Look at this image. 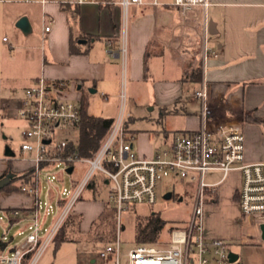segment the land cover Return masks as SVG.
I'll list each match as a JSON object with an SVG mask.
<instances>
[{
  "label": "crops",
  "instance_id": "crops-1",
  "mask_svg": "<svg viewBox=\"0 0 264 264\" xmlns=\"http://www.w3.org/2000/svg\"><path fill=\"white\" fill-rule=\"evenodd\" d=\"M208 1L207 9H183L173 0L131 5L123 32L120 0L76 6L0 0L12 32L9 49L0 48V155L9 141L4 123L13 113L18 116L25 89L44 74L48 80L69 81L68 97L91 115L115 120L124 94L126 129L144 157L170 147L175 132L200 127L203 103L194 93L205 83L214 114L243 121L245 162H264V0ZM43 14L51 21L48 32ZM23 16L30 25L26 32L12 27ZM197 66L201 81L186 80L187 71ZM18 85L24 87L22 96H16ZM142 103L153 105V112L140 111ZM19 118L23 134L26 121ZM4 153L0 177L9 166L16 175L33 167L31 160H14L9 148ZM230 175L238 187L221 185ZM227 177L206 189L210 201L204 204L203 230L206 237L241 241L253 237L243 226L238 201L241 173L236 169ZM15 194L0 192V209L33 205V196L25 203L14 201ZM231 209L225 222L210 223V215L219 218Z\"/></svg>",
  "mask_w": 264,
  "mask_h": 264
},
{
  "label": "built area",
  "instance_id": "built-area-1",
  "mask_svg": "<svg viewBox=\"0 0 264 264\" xmlns=\"http://www.w3.org/2000/svg\"><path fill=\"white\" fill-rule=\"evenodd\" d=\"M45 5L57 2L69 5L101 3L109 0H23ZM160 0H120L124 12L131 5L158 4ZM183 9L200 6L207 9L208 0H173ZM44 32L51 28V21L42 16ZM44 37V33H43ZM207 49L205 50L206 53ZM215 53L214 50L209 49ZM123 57L126 46L121 48ZM69 81L48 80L41 74L25 89L24 97L17 109L19 117L26 121L21 155L33 162V185H24L22 191L33 196L30 208L11 207L3 210L0 221L6 219L9 225L27 221L29 231L18 245L8 252L0 253V264H36L45 249L54 241L56 234L72 212L84 190L98 171L106 183H111L110 197L116 209V219L121 228L122 212L129 208L156 203L157 188L168 177L196 183V200L186 227L175 228L170 233V244H137L129 249L128 264H238L230 257L231 243L220 237H206L203 230V209L206 189L212 186L205 175L213 171L223 173L222 180L233 170L241 173L238 201L243 221L260 229L264 224V162H245V132L243 121L226 118L227 114L216 115L208 102V88L204 83L194 95L202 100V122L195 130L177 131L170 147L159 150L153 157L139 155L133 146L134 136L126 129L129 113L125 109V96L118 117L113 121L109 133L100 148L89 157L71 151L74 141L63 133L78 127L82 118V106L68 97ZM87 165L81 179L72 180V187H57L59 212L51 227L45 226L47 215L52 209L40 198L41 173L54 166L61 167L59 173L48 175V182L64 180L66 174L74 175L75 164ZM73 167L70 172L68 168ZM52 196L51 199L54 197ZM45 204V213L41 210ZM247 225V226H248ZM119 228V227H118ZM23 234V230L20 232ZM7 239L4 236L3 240ZM5 241L4 250L7 249ZM121 240L117 236L114 244H107L99 253L101 258L114 256L120 264Z\"/></svg>",
  "mask_w": 264,
  "mask_h": 264
},
{
  "label": "rangeland",
  "instance_id": "rangeland-1",
  "mask_svg": "<svg viewBox=\"0 0 264 264\" xmlns=\"http://www.w3.org/2000/svg\"><path fill=\"white\" fill-rule=\"evenodd\" d=\"M13 1L24 2L23 0ZM14 4L19 3H13V5ZM127 18L128 14L123 11V32L127 28ZM9 24L10 21H8L4 15V6L0 5V48L4 51L9 49V42L12 40V32L8 30ZM12 27H17V21L13 22ZM3 38L5 40L9 39V41H3ZM23 90L24 87L18 85V93L16 96H22L20 94H22ZM151 106L153 105H140V111L143 110L150 114L153 112V110L150 109ZM11 117V121L4 123L5 126L3 130L5 135L9 136V141H7L5 151H2L0 158H7L4 152L9 148L14 152L12 158L16 161L23 162L26 161V159L20 155L19 152V147L23 140L22 120L15 113H13ZM176 122H178V120ZM181 124L182 122L180 125ZM175 128L182 127L179 126ZM63 134L70 136L74 141L79 137L77 127H73L70 132L67 131ZM86 169L87 165L85 163L77 162L75 164L74 175L71 176L66 174L63 181L56 178L53 180V185L49 184L48 175L51 176L53 173H59L61 167L54 166L50 171H42L40 198L42 203L48 202L52 205V209L46 217V227L52 226L53 220L59 212L58 195L54 196V193H57V187L71 188L72 180L81 179ZM32 170L33 168H30L22 173V175L24 174L25 177H32L33 179ZM222 176L223 173L220 171L209 172L205 175V180L209 183H213L221 179ZM94 180L97 184L96 190L89 186L84 190L72 212H70L66 219L68 223L63 224L61 230L55 237V241L50 243L45 249L36 264H116V258L114 256L101 258L99 253L107 244H114L117 236H119L121 240L120 264H128L127 253L129 249L136 244L135 221L137 215H147L156 212L160 213L169 224L176 223L187 225L196 200V183L168 177L159 183L157 188V200L153 206L138 204L135 205L134 208H129L122 212L120 228L115 212L110 208V206H113L110 197L112 184L105 182L100 171L96 173ZM17 183H19V181H17ZM27 184L31 185L30 182ZM221 185L225 188H236L239 182L236 176L230 175ZM170 191H175V196L170 199L165 198L164 194ZM15 193L14 201L16 202L29 203L30 201L27 197L32 198L31 195L23 191ZM207 194L204 196V204L210 201V197ZM52 196L54 197L51 199ZM41 212L42 214L45 213V204H43ZM233 213L231 209L229 213L227 211H222L219 218L210 215V223L221 224L226 218L228 219L230 217L228 214L233 215ZM0 215H4L2 209H0ZM247 225V222L243 221V226L248 228L249 234L253 237L241 241L229 240L231 243V250L239 255L237 259L238 264H264V239L261 238L260 230L257 226ZM63 229L66 230L65 233L67 237L66 240L59 241L58 237L63 233ZM22 230L23 234L20 233ZM28 231L27 221H18L9 225L6 219L1 220L0 253L3 251L9 253L10 248L18 245ZM4 236H6L7 239L3 240ZM163 237L166 238L167 234H164ZM164 238H161L162 242L159 243L160 246H168L164 244L166 242ZM57 239L59 242L56 241ZM5 241L8 246L7 249L4 250Z\"/></svg>",
  "mask_w": 264,
  "mask_h": 264
},
{
  "label": "trees",
  "instance_id": "trees-1",
  "mask_svg": "<svg viewBox=\"0 0 264 264\" xmlns=\"http://www.w3.org/2000/svg\"><path fill=\"white\" fill-rule=\"evenodd\" d=\"M186 80L192 81H201L202 79V69L201 66L194 67L190 71H187L185 74ZM82 106V105H81ZM112 118H106L102 116H96L89 114L84 106H82V118L80 123L78 124L77 130L79 133V137L76 141H72L70 143V150L77 151L80 156L89 157L92 156L101 146L105 138L109 133V129L111 124L113 123ZM11 170V166H9L8 170L1 176L3 177L8 171ZM32 176L34 177V173L32 170ZM0 177V178H1ZM19 181V183H17ZM31 183L33 185L35 183L34 178L25 177L24 174L16 175V177L5 187L0 189V192H21L22 187L27 185V183ZM96 190V182L91 181L88 185ZM175 196V194H173ZM110 208L115 212L116 209L114 206H110ZM131 208H134L131 207ZM18 219H13L12 222H16ZM64 223H68V220ZM168 225V227H167ZM63 226V225H62ZM61 226V228H62ZM186 227V225L176 224V223H168V221L160 214V213H151L147 215H137L135 221V240L136 244H155L159 245L162 242L161 238H164L163 235L167 234V239L164 244H170V233L175 228ZM59 229V231L61 230ZM58 231V232H59ZM66 230L63 229V233L59 235V241L66 240ZM57 235V234H56ZM56 237V236H55ZM55 241V238H54ZM57 242L58 239L56 240Z\"/></svg>",
  "mask_w": 264,
  "mask_h": 264
},
{
  "label": "water",
  "instance_id": "water-1",
  "mask_svg": "<svg viewBox=\"0 0 264 264\" xmlns=\"http://www.w3.org/2000/svg\"><path fill=\"white\" fill-rule=\"evenodd\" d=\"M17 27H19L21 30H23L25 32L29 30L30 25H29V21H28L26 16L21 17L17 21ZM72 170H73V167L68 168V171L71 172ZM15 177H16V173L14 171H12V170L8 171V173H6L3 177L0 178V189L5 187L6 185H8ZM164 197L167 199L172 198L173 192L172 191L167 192L164 195ZM181 199H182V197H181ZM261 228L263 231V239H264V224L261 226ZM230 257H231V260L234 261V260H237L239 258V255L232 251L230 253Z\"/></svg>",
  "mask_w": 264,
  "mask_h": 264
}]
</instances>
